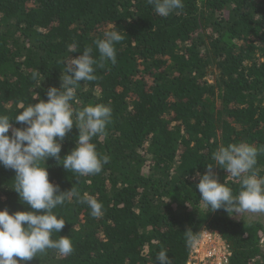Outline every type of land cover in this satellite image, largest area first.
<instances>
[{
	"label": "trees",
	"instance_id": "16d2710c",
	"mask_svg": "<svg viewBox=\"0 0 264 264\" xmlns=\"http://www.w3.org/2000/svg\"><path fill=\"white\" fill-rule=\"evenodd\" d=\"M113 25L124 37L116 63L100 62L94 41ZM85 48L98 61L97 79L80 82L73 107H111L106 134L92 140L108 163L89 176L66 172L54 158L42 166L61 190L94 196L103 215L75 199L58 205L53 212L65 225L52 238L67 235L73 252L49 249L27 264H156L161 249L171 264H187L204 230L225 242L227 264H264L263 224L208 212L196 188L221 145L264 147V0H183L168 17L148 0H0V114L14 118L46 99L65 74L62 61ZM36 69L40 87L31 79ZM77 135L73 126L61 156ZM256 167L264 176V152ZM213 171L238 192V180ZM14 175L0 166V208L10 213L28 208L13 190Z\"/></svg>",
	"mask_w": 264,
	"mask_h": 264
},
{
	"label": "clouds",
	"instance_id": "9594fccd",
	"mask_svg": "<svg viewBox=\"0 0 264 264\" xmlns=\"http://www.w3.org/2000/svg\"><path fill=\"white\" fill-rule=\"evenodd\" d=\"M155 12L168 17L175 10L183 8V0H148ZM124 39L113 25L103 32V38L94 44L99 52V61L116 63L115 45ZM70 53L77 52V46H68ZM92 49L85 48L72 56L65 64L59 87L49 86L46 99L22 106L14 118L0 114V166L14 172L13 190L19 201L28 206L25 210L9 212L0 208V264H27L38 254L49 249L61 256L73 252V242L67 235L53 239V233H60L65 225L63 218L53 212L58 205L75 199L85 203L93 217L103 215V205L94 196L74 187L61 190L58 184L49 180L46 160L54 158L67 171L80 176L101 172L109 157L101 156L96 150L93 137L106 134L111 122L112 109L104 103L88 104L82 108L73 107L77 87L81 81H94L97 59ZM31 79L38 87L44 79L36 69ZM39 97V94L37 93ZM22 125L13 126L12 122ZM75 126L78 135L74 147L63 156L61 142ZM264 147L257 148L247 142L221 145L213 153L214 164L206 165V171L197 173L196 188L208 212L224 210L226 213H264V176L257 169V158ZM219 166L233 179L239 181L235 194L224 182H220L213 166ZM189 234V242L192 241ZM156 264H171L166 249H161Z\"/></svg>",
	"mask_w": 264,
	"mask_h": 264
},
{
	"label": "built area",
	"instance_id": "2783aa9c",
	"mask_svg": "<svg viewBox=\"0 0 264 264\" xmlns=\"http://www.w3.org/2000/svg\"><path fill=\"white\" fill-rule=\"evenodd\" d=\"M230 251L214 230H204L192 245L187 264H227Z\"/></svg>",
	"mask_w": 264,
	"mask_h": 264
},
{
	"label": "rangeland",
	"instance_id": "374dc122",
	"mask_svg": "<svg viewBox=\"0 0 264 264\" xmlns=\"http://www.w3.org/2000/svg\"><path fill=\"white\" fill-rule=\"evenodd\" d=\"M215 70L212 69L211 72L209 71V74L207 75V80L209 82H214L215 80ZM237 220L238 219H243L245 221H253V220H258L260 221L263 226H264V213H250V212H244V213H239L236 215L235 217ZM261 245H262V248L264 250V235L260 241Z\"/></svg>",
	"mask_w": 264,
	"mask_h": 264
}]
</instances>
